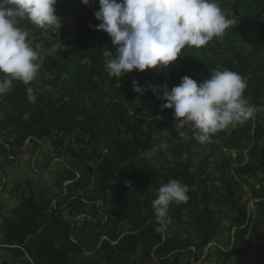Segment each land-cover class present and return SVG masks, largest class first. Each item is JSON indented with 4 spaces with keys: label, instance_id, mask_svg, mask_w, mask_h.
Here are the masks:
<instances>
[{
    "label": "trees",
    "instance_id": "obj_1",
    "mask_svg": "<svg viewBox=\"0 0 264 264\" xmlns=\"http://www.w3.org/2000/svg\"><path fill=\"white\" fill-rule=\"evenodd\" d=\"M218 3L237 22L223 36L186 46L167 68L119 79L105 70L103 53L115 46L97 28L99 0H57L67 24L52 42L46 29L18 22L43 62L30 85L13 81L0 95V264H232L247 246L264 264V0ZM217 69L242 77L256 112L201 144L149 86L171 90L184 76L199 84ZM24 154L50 182L46 193L31 177L8 181L2 162ZM172 179L189 199L158 225L152 201ZM4 195L15 200L9 208Z\"/></svg>",
    "mask_w": 264,
    "mask_h": 264
},
{
    "label": "clouds",
    "instance_id": "obj_2",
    "mask_svg": "<svg viewBox=\"0 0 264 264\" xmlns=\"http://www.w3.org/2000/svg\"><path fill=\"white\" fill-rule=\"evenodd\" d=\"M81 2L88 5L90 0ZM56 3L57 0H0V73L4 74L0 95L11 88L13 81L30 85L36 80L43 58L18 22L27 20L41 29L60 30ZM94 16L100 21L98 30L107 33L115 46V52L108 50L103 55L105 70L117 79L133 70L167 68L182 56L186 46H206L237 23L225 16L218 0H99ZM61 47L60 41L52 45L55 52ZM149 87L158 99L166 101L162 108L174 110L176 127H189L192 138L201 144L218 131L245 123L256 112L255 106L243 98L246 85L242 77L228 69L214 70L199 84L184 76L171 90L167 84ZM133 90L144 94L136 81ZM33 92L32 87L26 88L29 102L35 103ZM166 147L159 145L161 149ZM189 190L176 179L159 187L152 201L158 225H163L170 205L188 201ZM161 230L162 227L156 229Z\"/></svg>",
    "mask_w": 264,
    "mask_h": 264
},
{
    "label": "rangeland",
    "instance_id": "obj_3",
    "mask_svg": "<svg viewBox=\"0 0 264 264\" xmlns=\"http://www.w3.org/2000/svg\"><path fill=\"white\" fill-rule=\"evenodd\" d=\"M63 14H65V13H63ZM62 17H65V15H63ZM60 22H61V28L60 29H62L65 27V25L67 23H66V21L61 20V19H60ZM58 30L59 29L53 30V29L49 28V29H46L44 31L43 35L46 37L47 40L52 42L53 40H55L57 38ZM27 160H28V155L24 154L21 156V158L19 160L20 164L11 163L9 160L2 162V164L5 168L4 173H6L8 181L12 182V181H15L17 179H22L24 177H31L34 179L36 194L40 195V194L46 193L50 188V182L48 181V179L44 180L42 177H38L34 172H32L30 170V167H28V165H27ZM54 172L55 171L52 170L51 174H54ZM3 199L6 201L7 208L11 207L13 205V203L15 202L14 199L8 198L5 195L3 196ZM257 256H258V259H257L258 262L263 259V255L258 251H257ZM248 264H250V263H248Z\"/></svg>",
    "mask_w": 264,
    "mask_h": 264
},
{
    "label": "built area",
    "instance_id": "obj_4",
    "mask_svg": "<svg viewBox=\"0 0 264 264\" xmlns=\"http://www.w3.org/2000/svg\"><path fill=\"white\" fill-rule=\"evenodd\" d=\"M245 160L246 162L248 160V155L246 151L244 152ZM257 260V252L253 247L247 246L243 247L242 253L240 257L233 263V264H244L245 262L253 264Z\"/></svg>",
    "mask_w": 264,
    "mask_h": 264
},
{
    "label": "crops",
    "instance_id": "obj_5",
    "mask_svg": "<svg viewBox=\"0 0 264 264\" xmlns=\"http://www.w3.org/2000/svg\"><path fill=\"white\" fill-rule=\"evenodd\" d=\"M233 263H234V262H233ZM233 263H232V264H233ZM244 264H248V263H247V262H245Z\"/></svg>",
    "mask_w": 264,
    "mask_h": 264
}]
</instances>
